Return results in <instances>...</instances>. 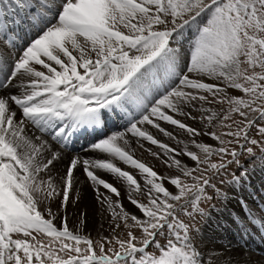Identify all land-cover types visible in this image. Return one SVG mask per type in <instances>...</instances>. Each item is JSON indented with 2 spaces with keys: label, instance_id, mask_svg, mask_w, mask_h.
<instances>
[{
  "label": "snow or ice",
  "instance_id": "1",
  "mask_svg": "<svg viewBox=\"0 0 264 264\" xmlns=\"http://www.w3.org/2000/svg\"><path fill=\"white\" fill-rule=\"evenodd\" d=\"M0 264H264V0H0Z\"/></svg>",
  "mask_w": 264,
  "mask_h": 264
},
{
  "label": "bare ground",
  "instance_id": "2",
  "mask_svg": "<svg viewBox=\"0 0 264 264\" xmlns=\"http://www.w3.org/2000/svg\"><path fill=\"white\" fill-rule=\"evenodd\" d=\"M81 143H83V141H81ZM145 158L148 159L149 157L147 155H145ZM81 195L84 196L85 195V192L82 191ZM91 199H92L91 193H88L87 194V197H86V203H90Z\"/></svg>",
  "mask_w": 264,
  "mask_h": 264
},
{
  "label": "rangeland",
  "instance_id": "3",
  "mask_svg": "<svg viewBox=\"0 0 264 264\" xmlns=\"http://www.w3.org/2000/svg\"><path fill=\"white\" fill-rule=\"evenodd\" d=\"M212 214H213V216H215L216 215V213H215V211L213 210L212 211ZM214 227V226H213ZM93 235H95V232H93Z\"/></svg>",
  "mask_w": 264,
  "mask_h": 264
}]
</instances>
